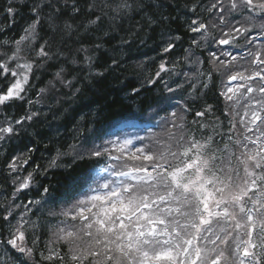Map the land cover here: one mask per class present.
I'll return each mask as SVG.
<instances>
[{
    "label": "snow or ice",
    "instance_id": "6c2138e0",
    "mask_svg": "<svg viewBox=\"0 0 264 264\" xmlns=\"http://www.w3.org/2000/svg\"><path fill=\"white\" fill-rule=\"evenodd\" d=\"M21 9L24 25L9 37ZM129 13L141 22L111 44ZM153 25L158 51L138 66L154 69L125 99L156 89L159 130L89 146L97 113L81 114L70 154L108 163L63 190L37 180L48 173L33 160L35 130L50 123L42 113L58 120L86 85L120 72L114 53L145 45ZM0 50V149L23 132L35 140L0 152V176L11 182L0 264H264V0H4ZM105 53L111 63L100 64ZM43 73L50 79L30 98ZM46 225L55 231L41 247Z\"/></svg>",
    "mask_w": 264,
    "mask_h": 264
},
{
    "label": "trees",
    "instance_id": "16d2710c",
    "mask_svg": "<svg viewBox=\"0 0 264 264\" xmlns=\"http://www.w3.org/2000/svg\"><path fill=\"white\" fill-rule=\"evenodd\" d=\"M179 3L183 5L185 0H179ZM3 5L4 0H0V12H2ZM167 11L168 10L165 9L166 13ZM172 14L176 15L177 13L173 11ZM26 16V10L21 9L16 17V23L12 25L11 30H6V35L9 37H15L21 30V26L24 25V19ZM128 16L130 18H125L122 23L119 20L116 22L117 24H120L121 27L117 32L110 33L114 37L111 44H115L121 39V37L127 39L128 31L130 29L135 30L136 26L141 22V17L139 15L129 13ZM177 23L180 24L181 22L178 21ZM172 27L176 28L177 25L174 24ZM152 28H155V26H145V30L152 36V39H148L145 45L141 46L140 40L137 39L133 43V48L131 50L125 49L124 53H120L119 51L114 53L117 57L122 58V69L120 72L115 73L110 70L103 77L95 79L92 84L86 85L83 92L78 96L77 100L70 108L67 104L64 105V108H69L68 112L64 113V108L57 110L59 112H57L56 115L60 117L58 120H52L51 113L43 118L42 113L41 123H44L45 121H50V123L45 124L44 127H38L35 130L36 139L41 140V143L36 145V150L33 153L34 164L39 163L40 165L47 166L55 156L57 149L61 152L71 153L72 149L70 148V145L76 143L73 139V136L75 135L73 127L81 114L86 116L91 115L92 110H95L97 115L92 117V129L87 137V143L89 146L93 144L98 145L103 141L110 139H129L132 140L133 143H136L139 138L149 135V130L146 131L144 135H140L133 131H123L118 134H110V130L112 126L121 119L134 117L143 120L150 117H156L152 114L153 109L156 107L155 97L159 95L156 89H150V86H148L149 89H143L138 96H134L131 100L125 99V96L129 93L130 89L139 87L144 75L147 74L150 69H154V66L150 65H145L143 67L138 66L140 62L144 60L145 56H154L155 52L158 51L157 46L153 44V40L159 35L160 29L157 28L156 31L153 32ZM103 30L108 31L109 29L104 28ZM179 31L182 32L183 28H180ZM100 34V32L96 33L97 36ZM140 36L143 38L144 32H141ZM105 39H107V37H105ZM129 43H132V41H129ZM186 47H188L187 37H185V43L183 45V48ZM179 54L183 55L182 48L179 49ZM107 62L111 63L109 53H105V55L99 60L100 64ZM48 79H50V73H43L41 80L36 81V89L34 92L30 93V98H36L35 92H38L40 87H44ZM208 102L212 103L213 101L208 99ZM45 103H51V101L46 100ZM40 107L46 111L44 104H41ZM23 108L24 103L18 102L15 107L10 108L9 110L13 114H16L22 112ZM61 113L64 114L61 115ZM159 115L163 116L165 113L161 112ZM217 115H219V113H217ZM190 120L191 117H189V121ZM158 130L157 127L151 131ZM29 131H32V129ZM55 131H59L60 135L54 136L53 132ZM49 136L53 137L51 141L48 140ZM34 143L35 140L33 139V135L23 132L18 134L16 139L10 140L8 142V148L5 146L4 149H0V152H4L6 156H9L16 151L23 150L27 145ZM81 143H84V141H81ZM44 144H48V148H44ZM72 159L73 158L70 156L62 157L58 163L67 164L70 163ZM105 162L107 161L101 160L98 163L97 158L76 160L75 163H72L70 169L64 170L61 168H52L44 177L37 175V180L43 183H50L54 190H63L66 185H71L75 179L83 176L85 172L91 173L95 166ZM84 187L87 188V184L84 185ZM32 195H35V193L33 192ZM5 197H11V182L5 181L4 177L0 176V204L5 203ZM17 202L19 203V201ZM56 210L58 211L59 209L57 208ZM45 215H47V211L45 212ZM33 219H36V217H33ZM51 223L55 224L56 222L52 221ZM54 231V228L49 230L46 225L42 232H38L41 247H43L46 241L52 239V232ZM29 246H31V240H29Z\"/></svg>",
    "mask_w": 264,
    "mask_h": 264
},
{
    "label": "clouds",
    "instance_id": "9594fccd",
    "mask_svg": "<svg viewBox=\"0 0 264 264\" xmlns=\"http://www.w3.org/2000/svg\"><path fill=\"white\" fill-rule=\"evenodd\" d=\"M69 156L73 158V156L70 153L69 154H66V155H60V154H58V151H56L55 156L52 158V160L54 159L55 162H56V164H57V167H54V168H61V169H64V170L70 169L71 166H72V163H75V161H76L74 158L71 160L70 163H67V164H60V163H58L61 160L62 157H69ZM41 166L43 168H45V169H48V171L50 169H52V168L49 167V163L47 164V166H43V165H41ZM53 183H55V182H53Z\"/></svg>",
    "mask_w": 264,
    "mask_h": 264
},
{
    "label": "rangeland",
    "instance_id": "374dc122",
    "mask_svg": "<svg viewBox=\"0 0 264 264\" xmlns=\"http://www.w3.org/2000/svg\"><path fill=\"white\" fill-rule=\"evenodd\" d=\"M123 124H124V122L121 123L120 126H121V127L125 126V125H123ZM101 167H103V166H100L99 168H97V169L94 171V173L97 172V171H99V169H100Z\"/></svg>",
    "mask_w": 264,
    "mask_h": 264
}]
</instances>
